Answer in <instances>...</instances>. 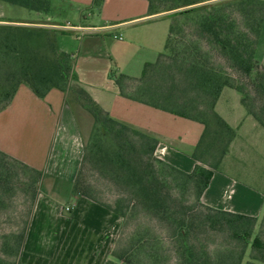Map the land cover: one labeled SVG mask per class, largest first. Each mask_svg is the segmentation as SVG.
I'll use <instances>...</instances> for the list:
<instances>
[{"label":"trees","instance_id":"obj_1","mask_svg":"<svg viewBox=\"0 0 264 264\" xmlns=\"http://www.w3.org/2000/svg\"><path fill=\"white\" fill-rule=\"evenodd\" d=\"M146 1L149 2L150 14H157L208 0ZM104 2L94 0L93 5L100 10ZM250 2L246 4L253 7L254 3L251 5ZM0 3L39 15H48L52 6V0H0ZM258 3V10H247L253 13V17L245 22L247 32L239 28L236 30V21L231 18L228 22L225 15L218 12L200 15L194 23L201 36L208 39L212 46L210 49L199 43L177 44L175 40L178 37L176 28L180 29L188 20H192L190 15L198 13V8L171 14L166 45L157 61L147 63L139 78L119 74L114 80V86L121 96L204 126L200 142L190 155L197 162L192 173H186L157 157L161 140L113 119L95 102L76 81L74 56L60 51L56 30L0 26V35H4L0 36L4 38L0 57L6 56L5 59L13 61L17 77L15 82L7 81L4 91L6 99L0 112L9 107L20 86L26 85L40 99L57 89L66 93L67 100L71 101L72 98H68L71 91L77 100L82 101L85 111L96 124L91 152L98 155L102 173L114 183L118 200L112 206L81 188L87 151L85 146L72 193L76 197L90 199L122 219L116 246L112 250V257L117 261L123 264L243 263L258 218L209 207L202 202V196L210 186L214 172L221 169L237 135L236 130L216 111L223 90H236L248 114L264 128V66L256 58L264 24V2ZM244 5L240 12L246 11ZM181 18L184 19L183 24L178 20ZM216 52L249 80L255 89L254 92L250 91L252 94L247 85L236 84L225 73L222 62L216 64L213 56ZM71 82L75 85L71 86ZM0 156L34 175V185L37 182L41 184L43 172L2 152ZM39 185L26 192L30 201L27 204L25 229L16 239V264L20 263L32 208L40 192ZM190 205L192 212H195L193 216L185 213V208ZM153 221L158 223L160 229L156 230L150 225ZM261 224L262 233L253 238L251 261L246 264H264V218ZM129 226L134 227V232L126 242H122L121 235ZM206 230L224 233L230 242L239 244L240 251L229 249L230 253L225 258L212 256L208 246L197 238L199 231ZM0 264L12 263L0 261Z\"/></svg>","mask_w":264,"mask_h":264},{"label":"crops","instance_id":"obj_2","mask_svg":"<svg viewBox=\"0 0 264 264\" xmlns=\"http://www.w3.org/2000/svg\"><path fill=\"white\" fill-rule=\"evenodd\" d=\"M70 1L81 10L92 11V15L81 11L77 26L41 22L42 15L31 24L46 23L47 28L56 30L60 51L70 55L74 51L67 38L75 35L79 57L84 52L87 61V67L78 72L75 67L76 81L113 119L161 140L158 158L186 173L194 172L197 162L190 155L200 142L204 126L125 98L114 81L98 83V65L91 62L99 45L106 48L122 74L139 78L144 66L156 62L163 53L172 13L150 14L146 0H105L100 10L94 7V0ZM123 34L128 41H123ZM256 58L264 66V24ZM216 111L237 135L202 202L218 210L259 218L264 210V191L247 179L260 182L262 178L257 168L264 164V128L248 114L234 89L223 90ZM82 118L87 121L86 111L68 102L66 93L53 89L40 99L26 85L20 86L9 107L0 112V152L44 174L20 264H115L111 252L122 219L72 193L90 127L87 121L84 129Z\"/></svg>","mask_w":264,"mask_h":264},{"label":"rangeland","instance_id":"obj_3","mask_svg":"<svg viewBox=\"0 0 264 264\" xmlns=\"http://www.w3.org/2000/svg\"><path fill=\"white\" fill-rule=\"evenodd\" d=\"M246 2L248 3L250 2V0H208L193 6L184 7L175 11H169L173 14L192 8L199 9L198 13L190 15L192 20H188V22H186L185 24H183L184 19H178L180 20L179 22L183 24V26L180 29L176 28V30L178 31V37L175 39L177 41V44L188 45L190 43H199L202 47L204 46L206 49H210L212 46L208 43V39H204L201 36L200 30L194 23V21L197 20L200 15L209 14L212 11L225 15L227 21L232 18L234 21H236V30L239 28L241 31L247 32L248 28L246 27L245 22L248 18L251 19L253 17V13L249 11L256 9L258 10V2H264V0H253V7H249V4H246ZM252 2H250L251 5ZM243 4H245L244 8L246 9V11L249 10L247 11V13L246 11H239ZM81 11H83L84 14L88 17L92 15V11L87 9L81 10L78 5L73 4L70 0H52L50 13L48 15H42V17L39 19V14L35 12L17 6L0 3V26L49 29L47 28V26H45L46 23H38L34 25L31 24L35 23V21H37L38 19L41 22L49 21L51 23H56L62 26L68 25V22L70 23L69 25L72 24L74 26H77L81 23L82 20ZM176 24L177 23H175V25ZM8 33L12 35L10 32ZM83 34V32H79V35ZM168 34L169 28L167 30L166 39L168 38ZM128 39V36L126 34H123V41L126 42L128 41ZM2 40H4V38L1 39L0 37V48H2ZM67 41L69 42V46L71 47V49H73L74 51V65L78 72L80 69L87 67V65H85L87 61L83 58L85 57L84 52L82 53V55L80 54L79 57V43L75 35L72 34L71 36H69L67 38ZM213 56L215 58L216 64L222 62L225 73L228 74V76L236 84H242V86L247 85L249 92H254L255 89H253V87L250 85L249 80L242 77V75H240L235 69H233V67L229 64L228 61H226V59L224 60L222 56L218 55L217 52ZM94 57L95 59L91 60V62L98 65V83L104 85L111 84L119 74L123 73L118 66L111 62L110 54L106 50V48L104 49V47H100L98 45V52ZM5 58L0 57V107L3 105L6 99L4 91L5 88H7V81L13 80L15 82L17 79L15 75L16 72L15 70H13V68L15 67L13 65V61H11V59L9 60V58ZM74 85L75 84L71 82V86ZM252 92L250 93L252 94ZM68 98H72L71 101L68 100V102L78 105L79 110H85L82 101L77 100L75 95L72 94L71 91L68 93ZM86 116L87 121H89L90 127L85 134V147L87 151L85 166L81 176V180L83 182L81 188L85 189L94 197L112 206H115L116 201L118 200V193L114 188V183L111 182L110 177H106L102 173L101 166L98 165V155L95 156L91 152V146L93 141L95 140L97 127L92 116L87 112ZM87 121L85 118H82L84 129L87 126ZM110 142L113 143V140H110ZM257 170H259L262 175L260 182H254L251 179H247V181L249 184L258 188H262V191H264V164L258 167ZM34 178V175L32 176L29 171L24 170V168H21L19 165L6 160L5 158L3 159L0 156V196L2 197L0 199V261L16 264V261L18 260L16 253V239L25 229L27 221V209L29 205L28 202L30 201L29 199H27L26 192L31 191L33 188H37L39 185L38 182L36 185H34L35 183L32 182V179ZM40 189L41 184L39 185V190ZM185 213H188L189 216L195 215V212H192L191 210V205L185 208ZM263 218L264 210L258 218V224L254 229L253 238L262 233L261 223L263 221ZM150 225L152 227H155L156 230L160 229L156 221H153ZM133 232L134 227L129 226L125 229L124 234L121 235L120 240L122 242H126L131 237ZM161 234L163 235V233ZM197 238L200 242L208 246L209 253L212 254V256H220L222 258H225L230 253L228 252L229 249H235L236 252L240 251L239 244L230 242L227 235L222 232H219L217 234L211 232V230H206V232L199 231L197 233ZM253 238L250 240V243L246 249V254L244 256L242 264H246L247 262L251 261V244ZM116 240L113 243L112 250L116 246ZM114 262L115 264L118 263V261L116 260ZM119 264L123 263L119 262Z\"/></svg>","mask_w":264,"mask_h":264},{"label":"built area","instance_id":"obj_4","mask_svg":"<svg viewBox=\"0 0 264 264\" xmlns=\"http://www.w3.org/2000/svg\"><path fill=\"white\" fill-rule=\"evenodd\" d=\"M66 211H67V212H70V211H71V208H69V207L66 208Z\"/></svg>","mask_w":264,"mask_h":264}]
</instances>
